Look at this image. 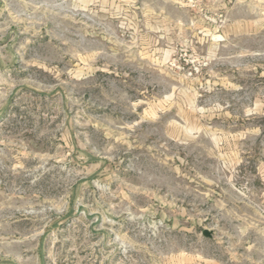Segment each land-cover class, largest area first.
<instances>
[{
  "label": "rangeland",
  "instance_id": "1",
  "mask_svg": "<svg viewBox=\"0 0 264 264\" xmlns=\"http://www.w3.org/2000/svg\"><path fill=\"white\" fill-rule=\"evenodd\" d=\"M0 264H264V0H0Z\"/></svg>",
  "mask_w": 264,
  "mask_h": 264
},
{
  "label": "water",
  "instance_id": "2",
  "mask_svg": "<svg viewBox=\"0 0 264 264\" xmlns=\"http://www.w3.org/2000/svg\"><path fill=\"white\" fill-rule=\"evenodd\" d=\"M205 236H209L208 231H204Z\"/></svg>",
  "mask_w": 264,
  "mask_h": 264
}]
</instances>
